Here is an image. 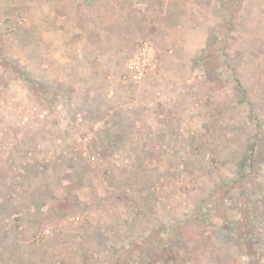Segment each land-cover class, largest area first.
Returning <instances> with one entry per match:
<instances>
[{"label": "rangeland", "instance_id": "1", "mask_svg": "<svg viewBox=\"0 0 264 264\" xmlns=\"http://www.w3.org/2000/svg\"><path fill=\"white\" fill-rule=\"evenodd\" d=\"M41 1L0 0V264H264V0L183 3L205 4L192 33L148 24L96 106L65 108L22 61Z\"/></svg>", "mask_w": 264, "mask_h": 264}, {"label": "crops", "instance_id": "2", "mask_svg": "<svg viewBox=\"0 0 264 264\" xmlns=\"http://www.w3.org/2000/svg\"><path fill=\"white\" fill-rule=\"evenodd\" d=\"M192 1L195 0H42L45 7L37 24L33 13H26L25 28L36 39H32L31 46L29 42L24 46L22 61L39 63L46 82H55L63 92L68 90V94L57 95L55 107L65 108L70 99L72 106H96L97 92L108 91L109 85L120 79L110 77H115L130 52L128 37L140 34L148 24L171 19L169 36L171 32L176 36L192 33L193 23L187 20L195 18L191 15L194 11L199 13L205 8V4L183 7V3ZM210 1L216 7L217 2ZM31 8L35 9V5ZM130 19L136 20V28ZM103 70H110L111 74L102 78L99 74Z\"/></svg>", "mask_w": 264, "mask_h": 264}, {"label": "built area", "instance_id": "3", "mask_svg": "<svg viewBox=\"0 0 264 264\" xmlns=\"http://www.w3.org/2000/svg\"><path fill=\"white\" fill-rule=\"evenodd\" d=\"M156 66L155 51L153 44L147 40H141L137 46L136 52L128 60L129 80L139 83ZM97 126H101L100 123Z\"/></svg>", "mask_w": 264, "mask_h": 264}, {"label": "trees", "instance_id": "4", "mask_svg": "<svg viewBox=\"0 0 264 264\" xmlns=\"http://www.w3.org/2000/svg\"><path fill=\"white\" fill-rule=\"evenodd\" d=\"M157 246H159V247L161 246V245H160V242H157ZM164 247H165V244L162 245V248H164ZM162 248H161V249H162Z\"/></svg>", "mask_w": 264, "mask_h": 264}]
</instances>
